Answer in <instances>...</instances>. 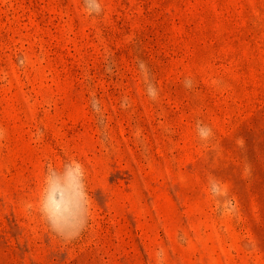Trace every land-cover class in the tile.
Listing matches in <instances>:
<instances>
[{"label":"rangeland","instance_id":"obj_1","mask_svg":"<svg viewBox=\"0 0 264 264\" xmlns=\"http://www.w3.org/2000/svg\"><path fill=\"white\" fill-rule=\"evenodd\" d=\"M0 264H264V0H0Z\"/></svg>","mask_w":264,"mask_h":264}]
</instances>
